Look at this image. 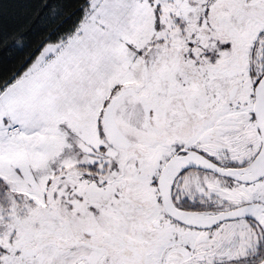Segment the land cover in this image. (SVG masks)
Returning a JSON list of instances; mask_svg holds the SVG:
<instances>
[{"label": "snow or ice", "instance_id": "6c2138e0", "mask_svg": "<svg viewBox=\"0 0 264 264\" xmlns=\"http://www.w3.org/2000/svg\"><path fill=\"white\" fill-rule=\"evenodd\" d=\"M0 264H264V0H0Z\"/></svg>", "mask_w": 264, "mask_h": 264}]
</instances>
